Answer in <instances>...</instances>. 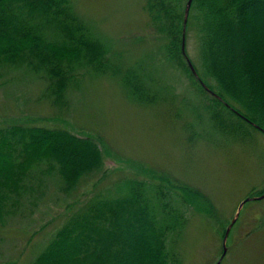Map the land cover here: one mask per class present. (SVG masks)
<instances>
[{"label":"trees","instance_id":"obj_1","mask_svg":"<svg viewBox=\"0 0 264 264\" xmlns=\"http://www.w3.org/2000/svg\"><path fill=\"white\" fill-rule=\"evenodd\" d=\"M187 3L145 0L152 24L166 38V58L209 100L213 129L238 141L264 134V0H193L185 29ZM191 27L199 61L189 59L198 77L183 52L185 41L189 56ZM145 66H115L108 45L71 0H0V79L24 71L14 73V82L28 74L43 80V96L58 110L71 107L70 93L86 72L120 76L136 101L154 102L158 92L151 90ZM104 162L91 136L40 124L0 126V223L23 202L36 205L28 195L46 187L48 176L59 177L69 191ZM115 188L71 214L30 264H180L169 246L179 242L190 197L197 193L128 176Z\"/></svg>","mask_w":264,"mask_h":264},{"label":"rangeland","instance_id":"obj_2","mask_svg":"<svg viewBox=\"0 0 264 264\" xmlns=\"http://www.w3.org/2000/svg\"><path fill=\"white\" fill-rule=\"evenodd\" d=\"M71 1L93 34L108 45L115 66H147L148 84L158 98L138 102L120 76L86 72L70 93L71 107L58 110L43 96V80L19 75L24 71L0 79V126L40 124L91 136L105 160L102 170L69 191L51 175L46 187L30 192L27 199L38 203L23 202L22 209L0 223V264H30L71 214L98 193H116V184L127 176L197 193L189 196L179 242L169 248L180 264H216L240 204L264 194H259L264 189V134L253 132L238 141L212 128L209 100L166 58V38L152 24L145 0ZM187 52L198 63L192 27ZM14 73L21 78L17 82ZM174 204L182 205L179 199ZM227 247L221 264H264V198L244 204Z\"/></svg>","mask_w":264,"mask_h":264},{"label":"water","instance_id":"obj_3","mask_svg":"<svg viewBox=\"0 0 264 264\" xmlns=\"http://www.w3.org/2000/svg\"><path fill=\"white\" fill-rule=\"evenodd\" d=\"M192 1L193 0H188V3H187V8H186V14H185V26L184 28L186 29V24H187V21H188V16H189V13H190V8H191V4H192ZM183 52L185 53V57L187 58L188 60V63H189V66L191 68V70L193 71V73L195 74L196 77H198V73L193 65V63L191 62V60L189 59V57L187 56V53H186V49H185V41L183 43ZM203 87H205L207 90L211 91L208 86L203 82L201 81ZM212 92V91H211ZM214 93V92H213ZM216 95V94H215ZM261 198H264V194L260 195V196H252V197H248L247 199H245L239 206V210L236 214V217L233 219V221L231 222V224L228 226L227 230H226V233H225V237H224V252H223V255L221 256V258L219 259V261L216 263V264H221V261L222 259L224 258L226 252H227V240H228V237H229V234L231 232V229L232 227L234 226L235 222L237 221V218L239 217L240 215V211L241 209L243 208L244 204L248 201H251V200H257V199H261Z\"/></svg>","mask_w":264,"mask_h":264}]
</instances>
